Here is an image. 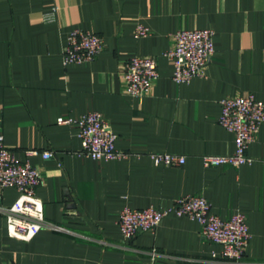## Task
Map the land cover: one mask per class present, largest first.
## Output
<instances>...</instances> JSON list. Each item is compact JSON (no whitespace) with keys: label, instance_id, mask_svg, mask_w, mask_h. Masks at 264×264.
I'll list each match as a JSON object with an SVG mask.
<instances>
[{"label":"crops","instance_id":"0c3cea01","mask_svg":"<svg viewBox=\"0 0 264 264\" xmlns=\"http://www.w3.org/2000/svg\"><path fill=\"white\" fill-rule=\"evenodd\" d=\"M139 23L147 36H137ZM74 28L103 36L94 60L64 62ZM187 28H213L215 53L205 75L179 83L164 53ZM135 55L159 58L160 76L145 96L124 93L123 66ZM245 92L264 102V0H0V127L17 156L40 168L48 222L20 240L0 211V264H264V124L248 149L252 162L203 161L234 152L233 132L219 123L221 100ZM91 110L109 121L118 148L137 153H81L78 128L57 119ZM152 152L186 160L157 164ZM18 194L0 188V206ZM187 194L205 196L223 218L246 213L252 235L241 260L204 238L198 220L174 212L154 231L123 236L124 207L166 209Z\"/></svg>","mask_w":264,"mask_h":264},{"label":"built area","instance_id":"2783aa9c","mask_svg":"<svg viewBox=\"0 0 264 264\" xmlns=\"http://www.w3.org/2000/svg\"><path fill=\"white\" fill-rule=\"evenodd\" d=\"M149 33L147 26L137 24V36H147ZM214 35L213 28L180 29L173 34L172 46L164 56L173 64L172 77L175 81L190 82L197 76L205 75L209 61L215 53ZM103 49L102 35L90 30L74 28L68 34L64 62L67 64L90 62ZM159 76L158 56H132L125 62L121 73L124 93L131 96L148 95ZM221 105L219 123L233 132L235 150L231 154H205L204 164L240 167L252 162L253 158L249 155L248 149L264 124V102L253 92H245L223 98ZM57 122L78 128L83 144L81 153L94 159H123L137 153L117 147V133L104 115L97 110L79 116L61 115ZM32 152L28 151V153ZM45 153L48 156L54 154L53 151H45ZM149 157L157 164L179 165L186 160L185 155L171 152H152ZM41 181L40 168L29 160H21L17 156L16 150L6 143L0 127V188L13 187L19 193L12 204L0 206V211L6 216L8 234L11 237L29 241L48 225L44 202L37 194ZM173 212L198 220L204 238L219 244L226 258L239 261L245 256L252 235L246 213L238 209L223 218L212 212L211 204L203 195L181 196L166 209H160L155 205L144 208L126 206L121 210L118 225L123 236L129 240L140 231L156 230L163 218ZM50 227L58 228L54 224Z\"/></svg>","mask_w":264,"mask_h":264}]
</instances>
